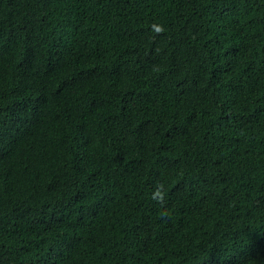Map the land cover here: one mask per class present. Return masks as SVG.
<instances>
[{
	"label": "trees",
	"instance_id": "trees-1",
	"mask_svg": "<svg viewBox=\"0 0 264 264\" xmlns=\"http://www.w3.org/2000/svg\"><path fill=\"white\" fill-rule=\"evenodd\" d=\"M0 264H264V0H0Z\"/></svg>",
	"mask_w": 264,
	"mask_h": 264
}]
</instances>
